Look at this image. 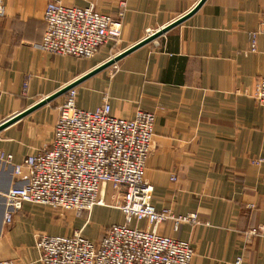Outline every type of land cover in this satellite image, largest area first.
I'll return each mask as SVG.
<instances>
[{"label": "crops", "instance_id": "obj_1", "mask_svg": "<svg viewBox=\"0 0 264 264\" xmlns=\"http://www.w3.org/2000/svg\"><path fill=\"white\" fill-rule=\"evenodd\" d=\"M48 1L3 0L0 123L184 15L199 0H55L92 5L121 21L122 50L111 54L108 43L90 58L36 47L46 29ZM261 7L262 0H205L184 21L75 86L82 109L93 110L107 97L116 116L154 112L145 170L150 202L156 209L197 216L196 222L180 223L177 231L171 221L157 231L189 241L192 264H236L238 257L240 264H264V237L247 234L264 224V107L254 99L256 80L264 76ZM252 34L255 51L250 50ZM65 96L0 130V151L13 155L12 164L0 160V260L42 264L38 235H71L80 229L97 241L112 223L123 222L121 211L109 205H95L88 215L38 203H24L18 210L7 204L9 190L27 181L26 169L15 173L13 165L49 146Z\"/></svg>", "mask_w": 264, "mask_h": 264}, {"label": "built area", "instance_id": "obj_2", "mask_svg": "<svg viewBox=\"0 0 264 264\" xmlns=\"http://www.w3.org/2000/svg\"><path fill=\"white\" fill-rule=\"evenodd\" d=\"M261 8L258 32L264 42V0ZM5 12L0 0V17ZM44 20L46 29L36 47L62 56L90 58L108 43L118 45L122 33L119 19L92 5L66 6L50 0ZM250 50H256L253 34ZM76 97V88H70L58 105L49 146L13 165L15 173L26 169L27 181L9 190L7 204L18 210L24 203H38L88 215L95 205H109L121 211L123 222L112 223L97 241L86 238L80 229L71 235L40 234L36 238L39 261L192 264L194 249L189 241L157 231L166 221H171L172 229L177 231L180 223L196 222L197 216L175 214L169 208L156 209L150 202L152 186L145 180V170L153 143L154 112L137 110L131 117H121L111 113L107 97L93 110L79 108ZM254 99L264 107V76L256 80ZM0 160L12 164L13 155L0 151ZM252 162L259 164L261 159ZM11 213L6 214V222L11 221ZM142 221L145 227L139 225ZM247 234L264 237V224L250 227ZM241 260L238 257L236 264ZM0 264L16 263L2 259Z\"/></svg>", "mask_w": 264, "mask_h": 264}, {"label": "water", "instance_id": "obj_3", "mask_svg": "<svg viewBox=\"0 0 264 264\" xmlns=\"http://www.w3.org/2000/svg\"><path fill=\"white\" fill-rule=\"evenodd\" d=\"M205 0H199L187 13H185L184 15L178 17L177 19H175L174 21H172L171 23L165 25L164 27H162L161 29L153 32L152 34L146 36L145 38H143L142 40H140L139 42H137L136 44L124 49L123 51L119 52L117 55H115L114 57L108 59L107 61L103 62L102 64L98 65L97 67H95L94 69H92L91 71H89L88 73H86L85 75H83L80 79L73 81L72 83L66 85L65 87L59 89L58 91H56L55 93L51 94L50 96L46 97L45 99H42L40 101H38L37 103H35L34 105H32L31 107H29L28 109H26L25 111L18 113L12 117H9L8 119L2 121L0 123V130L5 128L6 126H8L9 124L13 123L14 121H16L17 119L21 118L22 116H24L25 114L31 112L32 110L38 108L39 106L45 104L46 102L52 100L53 98L59 96L60 94L66 92L68 89L73 88L76 86L77 83H79L80 81L86 79L87 77H89L90 75L97 73L98 71L111 66L112 64H114L116 61H118L120 58H122L123 56L127 55L128 53H130L131 51L135 50L136 48L154 40L155 38H157L158 36H160L162 33L166 32L168 29L172 28L173 26L179 24L180 22L184 21L186 18H188L189 16H191L192 14H194L199 8L200 6L204 3Z\"/></svg>", "mask_w": 264, "mask_h": 264}, {"label": "rangeland", "instance_id": "obj_4", "mask_svg": "<svg viewBox=\"0 0 264 264\" xmlns=\"http://www.w3.org/2000/svg\"><path fill=\"white\" fill-rule=\"evenodd\" d=\"M120 50H122V46H121L120 44H118V45H113V46H111V48H110V52H111V54H116V53H118V51H120ZM57 107H58V106H57ZM109 202H112V201L109 200ZM99 226H100V225H99ZM141 226H142V227H145V224L142 223ZM258 226H259V225H258Z\"/></svg>", "mask_w": 264, "mask_h": 264}, {"label": "bare ground", "instance_id": "obj_5", "mask_svg": "<svg viewBox=\"0 0 264 264\" xmlns=\"http://www.w3.org/2000/svg\"><path fill=\"white\" fill-rule=\"evenodd\" d=\"M114 56H115V55H114ZM114 56H113V57H114ZM111 58H112V57H111Z\"/></svg>", "mask_w": 264, "mask_h": 264}]
</instances>
